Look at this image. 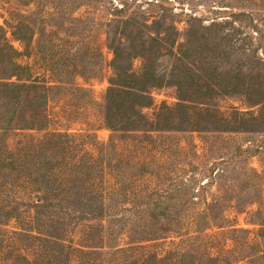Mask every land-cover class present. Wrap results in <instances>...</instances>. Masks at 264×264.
Masks as SVG:
<instances>
[{
	"label": "rangeland",
	"instance_id": "374dc122",
	"mask_svg": "<svg viewBox=\"0 0 264 264\" xmlns=\"http://www.w3.org/2000/svg\"><path fill=\"white\" fill-rule=\"evenodd\" d=\"M27 1L0 42L47 88L32 131L0 98V264H264V0Z\"/></svg>",
	"mask_w": 264,
	"mask_h": 264
},
{
	"label": "trees",
	"instance_id": "16d2710c",
	"mask_svg": "<svg viewBox=\"0 0 264 264\" xmlns=\"http://www.w3.org/2000/svg\"><path fill=\"white\" fill-rule=\"evenodd\" d=\"M26 5H30L32 4V0H28L27 2H25ZM112 11H115V9L113 7L110 8ZM16 13V12H15ZM115 15V14H114ZM24 17V15H23ZM113 17V16H112ZM4 21H7V19H4ZM115 21V18H111L106 20V22H104L105 26H110V22ZM14 24H11L15 29L19 30L20 26L25 24V20L20 18H16V20L14 22H12ZM4 24L0 23V32L3 31ZM16 30V31H17ZM15 33V32H14ZM19 35V34H18ZM19 38H16V40H21L22 38H26L25 36H18ZM5 38V37H4ZM2 37V40L0 42V46L1 48H3L5 46V49L7 48V46L10 48L9 50V56H11L10 59H8L6 61V66L9 67V71L10 72H6L4 74L3 77H0V98L6 100L7 105H9V110L12 112V114H15L16 118H11V121L14 122V125L11 129H13L15 132L19 131V130H23L26 129L28 131H32L33 129H35L33 127L34 123V119L38 117L39 113H38V103H37V92L38 90H40L41 88L46 89L47 87L44 85H40L39 83H37L36 80H30L29 82L27 81H22L20 80V78L18 77V74L16 73L17 68L20 69L22 67V65L20 63L17 62V56L20 54L18 52L17 49H15L11 43H8L10 41L6 39H4ZM7 42V45H5V43ZM0 48V51L3 52V49ZM114 53H117V49L115 50V48L113 49ZM130 73V72H129ZM13 78H18V80H12ZM110 90H113L112 88ZM43 116H41V118L44 119V112L41 113ZM21 116L23 117L24 120H21ZM21 123L22 127L19 128ZM27 123V127H23V123L24 122ZM32 121V122H31ZM36 121H40V120H36ZM31 139L33 141H35L36 139L31 136ZM10 155H12L11 153H9ZM14 157V155H13ZM8 161H12L10 158H7ZM61 162V160H60ZM67 162L64 161V165L67 166L66 164ZM53 172L56 171L57 169H51ZM63 175L59 177L63 178V180L67 179L68 176H71L72 171L71 170H61ZM54 175V174H52ZM65 178V179H64ZM115 184H111V188H113ZM105 203L102 202L101 204H99V208H100V215H105V211H110L109 207L107 205H104ZM147 205L146 202L142 203L141 206Z\"/></svg>",
	"mask_w": 264,
	"mask_h": 264
}]
</instances>
